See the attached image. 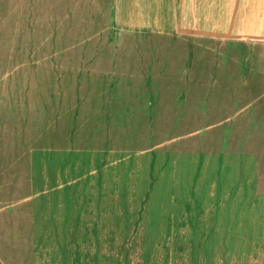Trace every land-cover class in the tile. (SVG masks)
Returning a JSON list of instances; mask_svg holds the SVG:
<instances>
[{"label":"crops","instance_id":"obj_1","mask_svg":"<svg viewBox=\"0 0 264 264\" xmlns=\"http://www.w3.org/2000/svg\"><path fill=\"white\" fill-rule=\"evenodd\" d=\"M79 3L59 6L60 51L0 90V196L17 191L37 264H117L116 236L148 235L167 264H264V85L197 69L205 48L264 52V0Z\"/></svg>","mask_w":264,"mask_h":264},{"label":"rangeland","instance_id":"obj_2","mask_svg":"<svg viewBox=\"0 0 264 264\" xmlns=\"http://www.w3.org/2000/svg\"><path fill=\"white\" fill-rule=\"evenodd\" d=\"M63 4H65L64 6L81 5L79 0H0V90L6 89V87L11 89L10 85L14 83L27 84L28 80L33 78L31 73L28 74L30 67L36 66L33 63L42 62L43 56L47 55L48 51H60L61 43L58 42L59 40L56 41V38L59 39L58 36H60L59 17L65 13V9L59 8ZM87 16L90 17L89 14ZM72 24L76 26V23ZM64 39L63 36L62 42ZM67 45L64 43L63 48ZM119 46L117 45V47ZM253 50L229 49L227 52L224 51L222 63H220L217 58L222 51L202 49L201 52L210 53L216 59L211 61V58H205L204 60L205 53H202L203 58L198 59L197 69L198 71L204 68L207 71L210 70L208 74L211 84L221 79L223 83L232 86L238 85V87L250 84H254V86L264 85V52L263 50L258 52ZM30 63L32 65H29ZM223 71H228V73L222 78ZM37 78L35 76V79ZM246 94L251 95L252 93L247 92ZM236 96L239 98L237 92L234 93V97ZM1 101L2 98L0 97V103ZM36 102L28 105L38 106ZM3 110L4 108H0V154L9 148L11 149L13 145L17 146L14 137L17 131L13 130L14 135L11 136V129H6L7 125L10 126L13 121L12 113L6 116ZM32 111L27 107H21L17 111L16 118L29 124L30 129H32V124L29 123ZM224 126L233 129L235 125L227 123ZM262 126H260L261 131H264ZM26 129L29 130V128ZM21 135L22 131L19 136L20 144L23 143ZM4 175L0 172V180ZM17 194V191H13L10 197L1 198L0 196V264H37L39 260L44 259V255L38 253L40 247H36L38 244H43L42 239H39V236L27 234L25 228L28 225L24 223V219L20 218L22 217L20 214L13 216L14 221L10 220V215H8L14 211L13 200L18 199ZM133 238L134 241H132ZM158 239L159 237L155 235L116 236V263L118 264V259H127L129 253L127 264H167L170 262V257H167L166 252L163 251V253L157 249L160 240ZM135 241H137L136 245ZM85 253L91 254L93 251H85ZM51 257L53 261V252ZM85 261L94 263L95 258L87 257Z\"/></svg>","mask_w":264,"mask_h":264}]
</instances>
